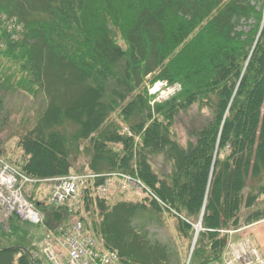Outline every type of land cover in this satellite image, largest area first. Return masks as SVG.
I'll return each instance as SVG.
<instances>
[{
	"label": "trees",
	"instance_id": "16d2710c",
	"mask_svg": "<svg viewBox=\"0 0 264 264\" xmlns=\"http://www.w3.org/2000/svg\"><path fill=\"white\" fill-rule=\"evenodd\" d=\"M261 2L0 0V11L24 28L19 38L0 28L1 64L19 61L21 84L46 98L34 124L16 140L20 154L7 158L34 177L83 169L136 174L193 221L204 207L190 264L218 263L227 242L219 228L237 226L243 206L246 222L264 217ZM148 74L151 82L179 81L182 89L150 104L143 85ZM194 101L207 112L198 125L185 126L183 145L172 123ZM156 156L165 164L154 167ZM103 177L83 180L79 207L52 205L45 194L34 197L36 183L24 191L48 227L67 225L74 214L126 264H167L164 245L147 241L131 222L157 203L147 194L109 203L91 187ZM15 217L0 225V264H32L28 233L12 219L24 220ZM188 227L182 222L178 230L187 233ZM215 232L217 237H203Z\"/></svg>",
	"mask_w": 264,
	"mask_h": 264
},
{
	"label": "rangeland",
	"instance_id": "374dc122",
	"mask_svg": "<svg viewBox=\"0 0 264 264\" xmlns=\"http://www.w3.org/2000/svg\"><path fill=\"white\" fill-rule=\"evenodd\" d=\"M264 4V0H262ZM261 2V5H262ZM7 15L6 12L0 11V15ZM9 16V15H7ZM264 18V7H262L261 11V21H260V27L262 25V21ZM2 19V17H0ZM254 19L251 20L253 22ZM0 26H3V23L0 22ZM248 28V25H245ZM16 29L15 31V38H19L22 36V33L24 31L23 26H20L18 29V26H14ZM259 27V28H260ZM256 35V34H255ZM256 38V36H255ZM3 39H0V45L2 44ZM2 58H0V96L3 101V108L0 110V148L4 150L3 156L5 159L9 160V158L13 157L15 154L19 152V149L16 146V140L19 139L20 134L23 133L25 130H28L35 122L37 115L43 110L44 105L46 103V98L44 95L39 91V92H34L32 93V90H28L26 88L27 85H25V88L22 82H24V76L25 73L24 71L19 67L18 63L13 61V60H6L1 64ZM3 76V77H2ZM151 74H148L144 78L143 85H146V87L150 86L151 84ZM28 79V76H27ZM169 82V81H168ZM170 85H173L174 83H178L179 86H177L174 90L173 94H170V96L175 95L176 93L180 92L182 89V85L179 81H170ZM28 87V86H27ZM170 90V88H168ZM169 96V97H170ZM150 103V101H149ZM151 104V103H150ZM207 112L205 108L203 109V106H201L198 101H194L187 107V109L180 111L178 114V118L176 117L175 122L172 123V128L174 129L175 132H177L176 136L179 142L183 145L186 144V138H187V133H186V128L185 126L191 124V125H198L206 116ZM139 143V141H137ZM140 145V144H139ZM141 146L138 147V149ZM3 153V152H2ZM11 153V154H10ZM20 154V153H18ZM79 160L75 161L76 167H81L83 165L84 157L83 155L78 157ZM152 163L154 167H159L163 164H165V160L162 159V156H156V157H151ZM162 160V162H161ZM12 165L15 168V171L17 173L22 174V183L19 186V191H21L23 194L25 193V189L28 190L30 187L31 183H36L37 188L35 189L37 193H34V197H42L43 194L47 195V200L50 202L51 199V194L52 191L57 188L59 191L67 192L68 189L71 191L73 189L70 188V184H65L59 180L56 181V178L59 176H64L67 180L71 181L73 180L76 175L79 176H84L85 174H88V172L83 169V171L79 172H70L67 174H62V175H56V176H48V177H34L28 173H26L24 170L20 169L19 166H17L15 163L11 162ZM10 164V163H9ZM78 170V168H76ZM13 170V172H15ZM19 171V172H18ZM112 172H119L121 171H112ZM212 168L210 170V176L212 175ZM126 173V172H125ZM128 174V173H127ZM28 176L31 178L29 179ZM27 178V179H26ZM84 180V179H83ZM76 182L75 184L81 185L82 182L80 181ZM23 185V186H22ZM148 187L149 191L147 195L151 196L155 203H157V206L153 208L151 204H147V208H145L142 212H139V214L135 215L132 219V224L135 226L136 230L139 233L145 232V238L149 242H154L157 241L160 244H163L166 251H167V259L166 263L167 264H190V259H191V254L193 249L197 246L199 239L201 238L200 231H202L204 228L201 224L202 222V215L204 211V207H202L200 214L198 215V219L194 221L190 220V217L187 218V216L184 215L185 210L181 209H174L173 207L169 206L167 202H165L160 196H158L155 191H153L148 184H146ZM25 188V189H24ZM80 189L82 190L81 186ZM147 191V190H146ZM141 195V194H140ZM146 195V194H144ZM83 194L81 195L80 198L75 200L76 198H71L70 199H64L61 198L57 202H51L52 205H62L65 201L71 203V206L76 207V205L81 204V198ZM131 195H117L115 194L114 196H110L112 202H116L118 200H121L123 198H128ZM25 197L27 201L33 203L35 206L34 202L27 197V193H25ZM121 198V199H119ZM263 200V195L260 197ZM36 199V198H35ZM264 208V204L262 205ZM37 211L39 212L40 216L38 215L37 220H31L27 218H22L24 220L23 223L18 222L15 219L14 220L16 223H18L21 229H26V233H28V242L29 246L31 249H33L32 254L30 256V262L32 264H72L71 259L68 260L67 262L64 261L65 258L69 259L70 258V252L68 250L63 253V249L60 247L62 244L61 240H58L56 238L57 228L60 227H66L71 223H74L77 219V215L72 214L71 217L69 216V223L66 225L64 224L63 221L59 222L56 226L49 227L44 224V215L43 213L35 206ZM248 209L246 207H242L241 211V218L239 221V224L235 227H227V228H219V231L223 233L224 235H227V242L224 245L225 248H223L222 253L220 255L219 261L217 262H211L210 264H227L225 262V259H230L228 256L230 255L231 250H233V246L237 245H245L247 247H257L256 242L250 237V235L247 232L243 231V228L249 224H252L254 222H257L259 220L264 219V217L255 220L253 222H246L245 217L248 213ZM171 214H174L173 216ZM14 215V214H11ZM16 215V214H15ZM0 225L3 226V223L7 224L6 218L9 219L10 215L8 217H5L3 215H0ZM195 218V215L193 216ZM19 219L18 217H15ZM37 221V222H35ZM184 222L185 224L191 226L192 229L191 231L185 233L182 230H178V227H181V223ZM177 224L179 225L177 227ZM188 227V228H189ZM53 228V230L51 229ZM70 229L71 227H67L66 229ZM186 228V231L187 229ZM90 228L86 227L80 228V232L83 234H87L89 237L92 234L89 230ZM60 230V229H59ZM185 230V229H184ZM238 230V237L233 239V233H235ZM25 233V235H26ZM93 237L97 241L96 243L103 244V237L101 235H95L92 234ZM219 234L216 232L213 235H210V233H207L203 237L208 239H211L212 237H217ZM17 235L15 234L14 236H10V240H12L14 237ZM67 242H69V238H65ZM103 240V241H102ZM252 245V246H251ZM259 249V248H258ZM241 250V248H239ZM238 250V251H239ZM247 253L252 251L253 249L246 248ZM59 255L62 259L57 258V254ZM82 256V255H81ZM80 256V257H81ZM227 257V258H226ZM82 258V257H81ZM235 261L232 264H241L242 258L244 256L240 255L239 257L235 258L234 256L232 257ZM227 259V260H228ZM122 260V259H121ZM124 264L126 262L122 260ZM98 264H101V260L97 262ZM253 264H259L258 262H255Z\"/></svg>",
	"mask_w": 264,
	"mask_h": 264
},
{
	"label": "built area",
	"instance_id": "2783aa9c",
	"mask_svg": "<svg viewBox=\"0 0 264 264\" xmlns=\"http://www.w3.org/2000/svg\"><path fill=\"white\" fill-rule=\"evenodd\" d=\"M177 86H179L178 83L170 85L164 80L155 82L150 88V92H158L153 101L160 100L161 98L173 94ZM168 88H170V90H168ZM11 165L12 164H9L8 161L0 156V215L8 217L11 214H16L21 220L22 218L37 220L38 215L40 216L39 212L34 207L33 203L27 201L25 193L23 194L18 189L23 180L22 174H18L14 166ZM13 170L15 172H13ZM98 175H104L103 180L96 184V189L102 194L107 193L114 185L120 186L124 190H139L145 193L149 191L145 182L137 175L124 172H106L102 174L88 173L84 176L76 175L71 181L67 180L64 176L57 177L56 181L61 180L64 185L70 184V188L73 187V189L71 191L68 189L67 192H63L55 188L50 197L51 201L57 202L63 197L64 199H66V197L67 199H70L68 197L76 198L75 200L77 201L82 195L79 185L80 181L87 177L95 178ZM28 178L31 179L29 176ZM76 182H79L78 185L75 184ZM76 206L78 207V205ZM67 227L71 228L66 229ZM81 227L86 228V225L84 221L78 219L69 226L54 230L57 232L55 233L56 238L62 241L63 245H60V247L63 249V253H65L66 250L70 252V258H65V262L71 259L72 264H98L97 262L101 260V264H124L116 249L107 247L104 243L98 246V243H96L97 240L92 238V234L89 237L87 234H83L79 231ZM51 229L53 230V228ZM65 238H69L70 241L67 242ZM239 248H241V250H239ZM246 248L253 250L247 253ZM232 249L233 250H231L228 256L230 259L227 257L228 260L225 259L227 264H232L235 261L232 258L233 256L237 258L240 255L244 256V258L240 259L241 264H253L255 262L264 264V257L258 253L255 246L247 247L245 245H237L233 246ZM59 255L61 254L58 253L56 255L57 258L62 259Z\"/></svg>",
	"mask_w": 264,
	"mask_h": 264
},
{
	"label": "crops",
	"instance_id": "0c3cea01",
	"mask_svg": "<svg viewBox=\"0 0 264 264\" xmlns=\"http://www.w3.org/2000/svg\"><path fill=\"white\" fill-rule=\"evenodd\" d=\"M256 242L258 248L264 253V219L249 224L243 228ZM238 237V231L233 233V239Z\"/></svg>",
	"mask_w": 264,
	"mask_h": 264
},
{
	"label": "bare ground",
	"instance_id": "6f19581e",
	"mask_svg": "<svg viewBox=\"0 0 264 264\" xmlns=\"http://www.w3.org/2000/svg\"><path fill=\"white\" fill-rule=\"evenodd\" d=\"M257 249V248H256ZM258 253L260 252L258 249H257Z\"/></svg>",
	"mask_w": 264,
	"mask_h": 264
}]
</instances>
